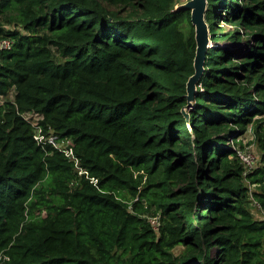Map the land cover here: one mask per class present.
Returning <instances> with one entry per match:
<instances>
[{
  "label": "trees",
  "instance_id": "16d2710c",
  "mask_svg": "<svg viewBox=\"0 0 264 264\" xmlns=\"http://www.w3.org/2000/svg\"><path fill=\"white\" fill-rule=\"evenodd\" d=\"M207 3L187 120L178 0H0V264H264V0ZM27 111L88 174L36 143Z\"/></svg>",
  "mask_w": 264,
  "mask_h": 264
},
{
  "label": "built area",
  "instance_id": "2783aa9c",
  "mask_svg": "<svg viewBox=\"0 0 264 264\" xmlns=\"http://www.w3.org/2000/svg\"><path fill=\"white\" fill-rule=\"evenodd\" d=\"M13 40L9 37H4L0 35V64H1V55L2 53L11 50L13 46ZM11 98H13V91L10 93ZM5 96L0 97V103H3ZM23 117L30 123L32 129H34V139L41 147L46 148L51 147L52 149L59 150L72 162L73 167L78 170L80 174H88V171L80 165V159L77 157L75 150L73 149V142L70 138H60L53 130L45 131L41 120L44 119L43 115L36 111H27L23 113ZM239 155L242 158L244 164L251 168L253 167L254 156L252 153L246 150L239 151ZM91 181L96 184L97 179L91 177ZM254 205L258 208L261 206L255 201ZM149 220L155 229H159V216H150Z\"/></svg>",
  "mask_w": 264,
  "mask_h": 264
},
{
  "label": "water",
  "instance_id": "95a60500",
  "mask_svg": "<svg viewBox=\"0 0 264 264\" xmlns=\"http://www.w3.org/2000/svg\"><path fill=\"white\" fill-rule=\"evenodd\" d=\"M180 8L191 11V23L195 26V43L196 54L194 58L195 72L191 75L186 83L187 85V104L182 109L189 120L190 114L187 109L191 107L197 92L199 81L204 74L205 59L210 47L213 46L210 39V28L206 22L205 14L208 8L207 0H188L179 5Z\"/></svg>",
  "mask_w": 264,
  "mask_h": 264
},
{
  "label": "rangeland",
  "instance_id": "374dc122",
  "mask_svg": "<svg viewBox=\"0 0 264 264\" xmlns=\"http://www.w3.org/2000/svg\"><path fill=\"white\" fill-rule=\"evenodd\" d=\"M186 1H188V0H178V2L180 4L184 3ZM252 140H253V133H252V130L249 129L248 132L243 136V142H244V144L247 145L246 151H248V152L250 151L252 153V155L254 156L253 162L255 163L256 161H259L260 153H259L255 144H253V143L248 144V142H250ZM255 207H257V206L255 205ZM256 213H257V215H261V212L259 211V209L256 211Z\"/></svg>",
  "mask_w": 264,
  "mask_h": 264
}]
</instances>
